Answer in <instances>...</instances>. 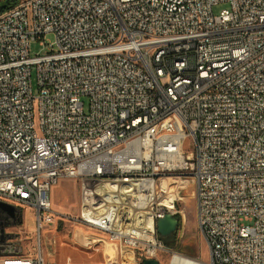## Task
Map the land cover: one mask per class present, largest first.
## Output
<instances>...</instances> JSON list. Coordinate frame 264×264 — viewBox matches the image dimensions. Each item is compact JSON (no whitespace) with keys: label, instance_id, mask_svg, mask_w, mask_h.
Listing matches in <instances>:
<instances>
[{"label":"built area","instance_id":"2783aa9c","mask_svg":"<svg viewBox=\"0 0 264 264\" xmlns=\"http://www.w3.org/2000/svg\"><path fill=\"white\" fill-rule=\"evenodd\" d=\"M62 179L79 183L74 215L53 210ZM189 184L208 263L264 264V0H19L0 13V201L16 212L0 209V264H92L45 257L41 230L57 221L115 244L118 264L158 258L157 220L183 221Z\"/></svg>","mask_w":264,"mask_h":264},{"label":"rangeland","instance_id":"374dc122","mask_svg":"<svg viewBox=\"0 0 264 264\" xmlns=\"http://www.w3.org/2000/svg\"><path fill=\"white\" fill-rule=\"evenodd\" d=\"M226 7V3L214 4L212 8L213 13L217 15L221 9ZM45 38L46 40H53V36L51 34L46 35ZM46 47L47 46L41 44L40 41L32 40L30 43V53L32 55L35 53H44ZM32 79L35 88V72L32 74ZM83 99L87 104V98L83 97ZM185 144V149H192V147L188 145L187 141ZM193 190L194 185L189 184L183 193V221L179 222V225L173 234L165 236L162 239L166 246V251L160 252L158 255L157 259L161 264H170L174 253H179L199 261H209V248L197 224L195 201L192 196ZM51 196L53 210L57 213L68 215H74L77 213L79 206V183L74 179H62L53 187ZM6 204L13 206L8 202ZM18 222L19 223L17 224L15 232L16 236L21 238L23 242H26L27 238V244H32L34 242V237L30 234V230L32 229L30 215L26 213L25 217H23L22 213H19ZM20 222L22 223L20 224ZM55 226H57V228H55ZM76 227L77 226H73L72 223L68 221L61 222V224L57 221L53 224H47V226L41 230L42 251L47 259L50 258L59 261L71 259L76 262L92 260L93 262L98 263L102 261L101 256L94 258V254L91 250L82 247L79 243H75V241L72 240V236L69 235V231H74ZM80 230V228H77L78 236L82 233H80ZM79 239L81 240V238ZM27 247H29V245H27ZM97 247L98 246H96V248ZM106 251H111L110 246L107 244Z\"/></svg>","mask_w":264,"mask_h":264},{"label":"crops","instance_id":"0c3cea01","mask_svg":"<svg viewBox=\"0 0 264 264\" xmlns=\"http://www.w3.org/2000/svg\"><path fill=\"white\" fill-rule=\"evenodd\" d=\"M60 226V225H59ZM57 228V227H55ZM79 230V229H78ZM82 232V233H81ZM80 235L77 234V228L74 231H69V235L72 236V240L75 241V243H79L82 247L91 250L94 254V258L97 256H101L102 261L93 262L92 260H86V261H73L71 259H66L65 261H71L74 263H92V264H117L118 260V251L115 244L101 240L97 238L94 234L90 232H84L80 230ZM81 238V240L79 239ZM83 241V242H81ZM106 244L110 246L111 251H106ZM79 246V245H78ZM96 246H98L96 248ZM80 247V246H79ZM50 259V258H49ZM53 261H59L55 259H50ZM63 262V261H59Z\"/></svg>","mask_w":264,"mask_h":264},{"label":"water","instance_id":"95a60500","mask_svg":"<svg viewBox=\"0 0 264 264\" xmlns=\"http://www.w3.org/2000/svg\"><path fill=\"white\" fill-rule=\"evenodd\" d=\"M0 209L7 212V214L12 218L15 219L16 212L15 208L9 204H6L2 201H0ZM7 222L5 221V224ZM179 220L176 216L172 214H165L163 217L158 218L156 226H157V232L161 237H165L170 235L172 232L176 230L178 227ZM0 233H3L2 228L0 229ZM141 256H139V259ZM142 264H161L157 258H142L141 259Z\"/></svg>","mask_w":264,"mask_h":264},{"label":"bare ground","instance_id":"6f19581e","mask_svg":"<svg viewBox=\"0 0 264 264\" xmlns=\"http://www.w3.org/2000/svg\"><path fill=\"white\" fill-rule=\"evenodd\" d=\"M172 257L170 264H209L208 262L199 261L179 253H174Z\"/></svg>","mask_w":264,"mask_h":264},{"label":"trees","instance_id":"16d2710c","mask_svg":"<svg viewBox=\"0 0 264 264\" xmlns=\"http://www.w3.org/2000/svg\"><path fill=\"white\" fill-rule=\"evenodd\" d=\"M18 1L19 0H0V13L16 5ZM178 220H180L179 216ZM161 238L163 239V237Z\"/></svg>","mask_w":264,"mask_h":264},{"label":"flooded vegetation","instance_id":"af4514ba","mask_svg":"<svg viewBox=\"0 0 264 264\" xmlns=\"http://www.w3.org/2000/svg\"><path fill=\"white\" fill-rule=\"evenodd\" d=\"M176 229H177V228H176ZM175 231H176V230H175ZM175 231H174V232H175ZM174 232H172L171 234H173ZM171 234H170V235H171Z\"/></svg>","mask_w":264,"mask_h":264}]
</instances>
